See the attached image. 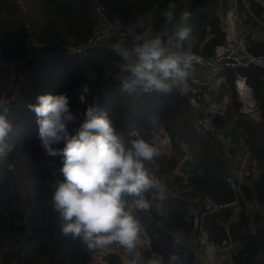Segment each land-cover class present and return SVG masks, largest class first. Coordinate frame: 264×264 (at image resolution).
Instances as JSON below:
<instances>
[{
	"label": "trees",
	"instance_id": "16d2710c",
	"mask_svg": "<svg viewBox=\"0 0 264 264\" xmlns=\"http://www.w3.org/2000/svg\"><path fill=\"white\" fill-rule=\"evenodd\" d=\"M24 1L30 9L27 22L21 20L18 0H0V58L22 60L20 72L27 76L23 91L15 95L16 101L0 108V115H6L13 124L9 140L15 143L9 158L0 163V264H127L128 257L119 246L89 250L81 240L61 234V222L51 207L52 182L63 179L59 173L61 158L49 157L41 147L37 116L29 108L37 104L40 95L67 94L70 111L82 123L93 97H99L102 92L107 97L100 109L107 113L117 131L126 139L135 131L159 149V156L145 162V168L151 175L167 177L171 192L163 201L149 194L153 203L150 212L156 213L162 225L144 213L137 214L142 226L138 250L146 257L153 253L165 257L177 253L184 264H198V256L187 243L205 210L199 198L208 196L220 204L232 205L206 217L209 243L215 248L234 246L231 264H264V71L258 67L225 69L220 75L222 86L231 89L230 109L216 123L219 129L232 135L233 146L227 152L197 128L190 135L194 126L184 92L166 96L157 92L143 94L139 88L131 94L121 91V82L114 79L124 74L114 66L113 62L119 59L114 51L94 47L84 55L66 59L52 55L39 57L29 49L30 40L85 44L100 25L92 0ZM96 1L106 9L107 18L119 24L124 33L129 34L130 25H136L138 33L164 29L162 14L169 0ZM247 1L258 19L264 17V0ZM174 2L177 7L185 5L191 14L187 28L192 26V30L184 49L193 39L197 41L195 53L213 57L215 47L224 42L217 0ZM210 3L213 12L207 10ZM257 27L260 26L253 22L254 33L249 39L255 54L264 52V45L255 40ZM238 74L248 78L262 112L261 123H254L240 112L234 85ZM106 75L110 76L106 83L112 84L103 89ZM10 78L11 73L0 68V100L9 91ZM85 84L90 93L82 103L78 90ZM79 123L70 124L69 131L74 134ZM63 146L61 143L54 147ZM238 149L252 155L250 173L245 176V183L239 185L236 172L242 162L241 159L236 162ZM233 181L238 189L232 187ZM249 181H252L250 185ZM174 186L189 192L175 194ZM248 202L258 208L249 210Z\"/></svg>",
	"mask_w": 264,
	"mask_h": 264
},
{
	"label": "clouds",
	"instance_id": "9594fccd",
	"mask_svg": "<svg viewBox=\"0 0 264 264\" xmlns=\"http://www.w3.org/2000/svg\"><path fill=\"white\" fill-rule=\"evenodd\" d=\"M176 7L174 0H169L162 14V31L138 33L136 25H130L131 43L112 44L119 57L114 66L124 74L116 77L121 91L131 94L139 88L169 96L187 90L193 60L184 42L191 29L173 23ZM78 91L80 102L85 103L89 86ZM29 108L37 116L41 147L49 157L61 158L63 179L51 185V207L61 222V234L81 240L89 250L119 246L128 257L127 264H184L177 253L146 257L138 250L142 226L137 214L152 210L149 194L159 201L166 198V186L145 168V162L159 156V149L135 131L126 139L100 109L98 97L88 105L82 123L70 111L67 94L40 95L37 104ZM77 123L73 134L69 125ZM12 132L13 124L0 115V163L15 148L9 140ZM61 143L62 148L54 147Z\"/></svg>",
	"mask_w": 264,
	"mask_h": 264
},
{
	"label": "built area",
	"instance_id": "2783aa9c",
	"mask_svg": "<svg viewBox=\"0 0 264 264\" xmlns=\"http://www.w3.org/2000/svg\"><path fill=\"white\" fill-rule=\"evenodd\" d=\"M92 6L96 13L100 25L95 29L94 34L82 45L64 44L61 41L40 42L37 40L29 41V49L38 54L60 56L62 58H72L76 55H84L91 48H107L112 51V44L122 42L129 45L132 38L124 33L121 26L110 21L105 11L98 1L92 0ZM217 14L219 19V28L224 36L223 44L215 47L213 58H204L200 55L190 53L193 60V67L200 69H212V76H216L225 69H245L258 67L264 71V52L255 54L251 51L250 37L253 35L252 23L260 25V33H256V42L264 45V22L258 19L252 12L247 0H217ZM227 3H229L227 5ZM246 12V15L243 13ZM252 19L249 23L248 20ZM259 27V28H260ZM51 54H45V53ZM23 61L20 59H2L0 58V68L4 71L12 72L20 69ZM105 81H110V76L106 75ZM211 79L203 80L194 75H190L188 88L185 93L187 109L192 117V124L195 128L201 130L203 135L210 137L217 146L226 149L233 146L232 135L224 129L217 127V120L225 117L230 107V98L226 97L220 103L213 100L211 89ZM235 89L238 94V100L241 105V112L248 116L254 123H261L262 112L258 107L252 88L248 85V78L241 74L236 76L234 81ZM245 88V89H244ZM150 94L152 92H143ZM243 92L251 95L252 103L247 104ZM252 162V155L246 151L242 158L240 169L236 172L238 185L245 182V176L249 175V167ZM254 164L256 162L254 161ZM236 182H232L234 189L238 188ZM175 194L188 193V190H181L179 187H172ZM205 210L196 223L194 233L190 240V247L198 256V264H215V247L209 243V234L206 230L205 219L208 216L215 215L221 210L232 205H224L216 202L211 197H201ZM206 250L208 255L206 256Z\"/></svg>",
	"mask_w": 264,
	"mask_h": 264
},
{
	"label": "rangeland",
	"instance_id": "374dc122",
	"mask_svg": "<svg viewBox=\"0 0 264 264\" xmlns=\"http://www.w3.org/2000/svg\"><path fill=\"white\" fill-rule=\"evenodd\" d=\"M18 3L20 5V17H21V20L24 21V22H27L28 19H29V17H30L28 15V14H30L29 5L24 0H18ZM228 4L229 3H227V5ZM217 6H218V1H217ZM213 9H214V7L210 3L209 6L207 7V10L213 12ZM243 14L246 15V12H244ZM175 17H176V19H175V21L173 23L178 24L181 27H188V23H189L191 14L189 13V10H188L187 7H185V5H181V6L176 7ZM260 20L264 22V17L261 16L260 17ZM170 28H171V26H169V29ZM190 29L192 30V26H190ZM260 30H261V27L260 28L257 27L256 30H255V32L257 34H259L260 33ZM189 43H190V47L191 48H193V47H195L197 45V41L196 40H193V39H191V42H189ZM39 63H41V62H39ZM37 65H39V64H37ZM35 67H36V65H35ZM35 67L32 70H34ZM212 73H213L212 72V69H200L198 67H192V75H194L196 77H199L201 79H204V80H206L210 76H212L213 75ZM119 77L123 78V75H121ZM115 80H117V79H114V81ZM26 83H27V76L23 75L20 72V69L19 68L18 69H15L14 72H12V77L10 78L9 91L0 100V108L7 107L11 101H16L17 97L23 91L22 89H24ZM111 84H112V82H109V83L107 82L106 83V81H104L103 82V89H106V88L110 87ZM217 91H218L217 92L218 94L230 93L231 92V89H230V87L228 85H226V86H222ZM15 95H18V96L15 97ZM106 97H107V95L104 92H102V94L98 97L99 98V107H100L102 101ZM230 106H231V101H230ZM190 126H191V124H190ZM195 132H196V130L194 129V127H192L190 129V132L189 133H191L190 135L193 136L195 134ZM240 149L242 150L241 147H240ZM240 149H238V152H237V157H236L237 160H236V162H238L240 159H241V162H242L243 155L245 154V151H241ZM226 151L228 152V149H226ZM236 162H233V165ZM249 173H250V170H249ZM158 178L166 186L167 191H166V194L165 195H167L169 193L171 194L170 189L167 188V180H168V179H166L167 177L165 178L163 176H158ZM251 182L252 181H249L248 184L250 185ZM236 189H238V188H236ZM234 208H236V205L234 206ZM247 208L249 210L255 211L256 208H258V206L256 204H254V203L248 202L247 203ZM156 210H157V215H159L158 209H156ZM155 214H152V212H150V213H148L146 215L150 219H152L153 221H156L159 225H162V221L160 219H158V217ZM187 245L190 247V243L189 242L187 243ZM218 248H220V247H218ZM223 249H224V254H226L228 256V260L227 261H229L230 253H232V251H234L235 247L234 246H230L228 248L226 247V248H223ZM191 251L194 252V250L192 248H191ZM219 251H221V250H219ZM205 253H206V256H207L208 255V251L206 250ZM219 255H217V253L215 251V256H214L215 262H216L215 264H220V260L221 259H220Z\"/></svg>",
	"mask_w": 264,
	"mask_h": 264
},
{
	"label": "crops",
	"instance_id": "0c3cea01",
	"mask_svg": "<svg viewBox=\"0 0 264 264\" xmlns=\"http://www.w3.org/2000/svg\"><path fill=\"white\" fill-rule=\"evenodd\" d=\"M259 28V27H258ZM264 30V29H263ZM154 33V32H153ZM263 33H264V31H263ZM189 42H191V40L190 41H188L187 43H186V46H187V50L186 51H188L189 53H193V54H196V55H200V54H197V53H195L194 52V47L193 48H191L190 47V43ZM173 43H175V42H173ZM258 43H260V42H258ZM262 44V43H261ZM263 45V44H262ZM185 47V46H184ZM200 56H202V55H200ZM202 57H204V56H202ZM214 57V56H213ZM213 57H211V58H213ZM205 58V57H204ZM223 72V71H222ZM221 72V73H222ZM221 73H219L218 75H216V76H210L208 79H211V84H210V91H211V94H212V97H213V100L216 102V103H220L222 100H224L226 97H228V98H230L229 97V93H222V94H218L217 92V90H219L220 88H221V86H222V83H223V81H222V79H221V77H220V75H221ZM191 74H192V70H191ZM208 79H206V80H208ZM204 80V79H203ZM254 94V93H253ZM215 95L217 96V97H215ZM255 97V96H254ZM231 101V100H230ZM229 109H230V107H229ZM229 109H228V111H229ZM240 112H241V106H240ZM228 113V112H227ZM242 113V112H241ZM243 114V113H242ZM227 115V114H226ZM225 115V116H226ZM194 126V125H193ZM195 128V127H194ZM219 250H221V251H219ZM215 251H216V253H217V255H219V257H220V264H231V262H230V258H229V261H227L228 260V256L226 255V254H224V249L223 248H215Z\"/></svg>",
	"mask_w": 264,
	"mask_h": 264
},
{
	"label": "bare ground",
	"instance_id": "6f19581e",
	"mask_svg": "<svg viewBox=\"0 0 264 264\" xmlns=\"http://www.w3.org/2000/svg\"><path fill=\"white\" fill-rule=\"evenodd\" d=\"M242 94H243L244 97H246L247 104H251L252 103L251 95H249L247 92H243Z\"/></svg>",
	"mask_w": 264,
	"mask_h": 264
}]
</instances>
